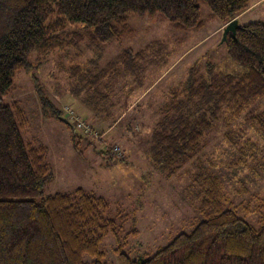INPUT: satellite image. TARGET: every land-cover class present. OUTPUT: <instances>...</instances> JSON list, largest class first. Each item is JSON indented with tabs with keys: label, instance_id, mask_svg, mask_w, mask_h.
I'll return each instance as SVG.
<instances>
[{
	"label": "rangeland",
	"instance_id": "1",
	"mask_svg": "<svg viewBox=\"0 0 264 264\" xmlns=\"http://www.w3.org/2000/svg\"><path fill=\"white\" fill-rule=\"evenodd\" d=\"M201 16V28L176 29L161 14L131 13L120 40L98 45L90 43L81 25L67 24L60 44L47 53L33 52L34 67L18 71L3 97L25 111V140L46 149L53 179L44 195L83 187L110 203L118 234H108L101 244L106 264H119V247L138 259L190 232L207 210L205 174L220 181L226 208L255 227L263 223L264 95L239 113L223 106L198 153L173 174L159 170L151 159V135L161 108L173 92L183 93L193 68L202 74L209 66L215 74L242 70L223 42L227 23L213 17L204 3ZM249 19L264 22V6L242 21ZM125 48L146 50L133 72L118 62L108 66ZM38 92L73 126L83 121L91 131L44 119ZM71 133L79 139L78 150Z\"/></svg>",
	"mask_w": 264,
	"mask_h": 264
},
{
	"label": "trees",
	"instance_id": "2",
	"mask_svg": "<svg viewBox=\"0 0 264 264\" xmlns=\"http://www.w3.org/2000/svg\"><path fill=\"white\" fill-rule=\"evenodd\" d=\"M202 3L228 23L250 0H0V264H106L101 244L118 234L103 196L83 187L44 195L53 179L46 149L25 140V111L3 99L17 72L34 67L30 55L57 47L67 24L81 25L91 44L118 41L131 13L161 14L176 29H199ZM224 44L241 72L215 74L209 66L202 74L193 68L183 93L173 92L161 108L150 152L162 172L173 174L198 153L223 106L239 113L264 95V22L240 24ZM145 54L125 48L108 66L118 62L133 72ZM38 94L43 118L63 121L61 108ZM76 137L71 133L78 150ZM202 180L204 218L152 255L134 259L119 247V264H264V216L255 227L224 206L216 177L205 174Z\"/></svg>",
	"mask_w": 264,
	"mask_h": 264
},
{
	"label": "crops",
	"instance_id": "3",
	"mask_svg": "<svg viewBox=\"0 0 264 264\" xmlns=\"http://www.w3.org/2000/svg\"><path fill=\"white\" fill-rule=\"evenodd\" d=\"M263 6H264V0H250L249 7L245 11L240 13L238 16H236V18L239 20L240 24H247L250 22H255V21H252L254 19H249L251 21H242V19L252 14L253 12L260 10Z\"/></svg>",
	"mask_w": 264,
	"mask_h": 264
},
{
	"label": "water",
	"instance_id": "4",
	"mask_svg": "<svg viewBox=\"0 0 264 264\" xmlns=\"http://www.w3.org/2000/svg\"><path fill=\"white\" fill-rule=\"evenodd\" d=\"M239 26H240V23H239V20L237 18H234L231 21H229L223 28V32H224L223 42L226 41L228 34H232L233 36H235L236 31H237ZM61 119L65 123L72 125V123L66 117L63 116V117H61Z\"/></svg>",
	"mask_w": 264,
	"mask_h": 264
},
{
	"label": "built area",
	"instance_id": "5",
	"mask_svg": "<svg viewBox=\"0 0 264 264\" xmlns=\"http://www.w3.org/2000/svg\"><path fill=\"white\" fill-rule=\"evenodd\" d=\"M72 126H73V124H72ZM73 127H78L79 129L82 128V130H84V131H91V127L88 124L84 123L83 121L78 123V125H75Z\"/></svg>",
	"mask_w": 264,
	"mask_h": 264
}]
</instances>
